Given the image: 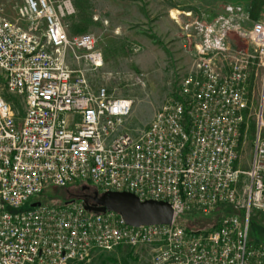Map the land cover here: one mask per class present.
<instances>
[{"label": "built area", "instance_id": "1", "mask_svg": "<svg viewBox=\"0 0 264 264\" xmlns=\"http://www.w3.org/2000/svg\"><path fill=\"white\" fill-rule=\"evenodd\" d=\"M14 10L11 20L0 2V264H81L122 247L150 249L151 264H264V243L247 237L251 218L264 223V16L251 21L227 7L212 21L183 23L191 67L148 126L135 130L131 99L90 86L103 55L94 35H68L70 0H22ZM254 68L261 95L241 169ZM82 183L166 202L173 221L133 228L118 214L87 212L83 202L39 201L52 187ZM219 207L234 213L214 229L177 223Z\"/></svg>", "mask_w": 264, "mask_h": 264}, {"label": "rangeland", "instance_id": "2", "mask_svg": "<svg viewBox=\"0 0 264 264\" xmlns=\"http://www.w3.org/2000/svg\"><path fill=\"white\" fill-rule=\"evenodd\" d=\"M22 0L6 2V15L16 18L14 7ZM4 4V0H0ZM75 14L66 18L69 36L73 32L95 36L103 55L101 69L88 73L93 89L105 87L114 97L133 101L129 118L131 127L141 130L148 126L157 110L175 95L180 77L191 67L193 46L181 32V25L192 19L212 21L225 14L227 7H240L249 20L264 16V0H70ZM190 14L185 17L184 14ZM11 17V18H10ZM75 68V66H73ZM140 78L143 84L140 85ZM261 76L255 68L249 75L247 88L250 106L242 127L241 169H247L255 129L254 112L259 109ZM21 115L23 106L15 99ZM264 120V107H263ZM264 136V132H263ZM91 184L66 188H50L39 198L44 205L58 206L67 202L91 200L96 194ZM26 204L22 210H28ZM234 212L223 207L207 213H186L177 223L190 230L207 231ZM248 240L264 243V223L251 218ZM78 264V263H72ZM81 264H151V250L144 247H123L114 252L93 256Z\"/></svg>", "mask_w": 264, "mask_h": 264}, {"label": "water", "instance_id": "3", "mask_svg": "<svg viewBox=\"0 0 264 264\" xmlns=\"http://www.w3.org/2000/svg\"><path fill=\"white\" fill-rule=\"evenodd\" d=\"M93 204L84 202V209L90 213L111 212L118 214L125 225L133 228L170 225L173 221V211L166 202L145 200L140 201L128 192L96 193L92 198ZM39 204H32L35 207Z\"/></svg>", "mask_w": 264, "mask_h": 264}, {"label": "crops", "instance_id": "4", "mask_svg": "<svg viewBox=\"0 0 264 264\" xmlns=\"http://www.w3.org/2000/svg\"><path fill=\"white\" fill-rule=\"evenodd\" d=\"M5 2H4V5L6 4V2H8L9 0H4ZM5 9H6V5H5ZM7 10V9H6ZM7 13V12H6ZM11 18V17H10ZM64 25L66 26V23H64ZM69 35V34H68ZM70 35H73V36H75V35H80V34H78V33H76V32H73L72 34H70ZM233 44L234 45H236L237 44V41H233ZM103 64H104V61H103ZM123 248V247H122Z\"/></svg>", "mask_w": 264, "mask_h": 264}, {"label": "trees", "instance_id": "5", "mask_svg": "<svg viewBox=\"0 0 264 264\" xmlns=\"http://www.w3.org/2000/svg\"><path fill=\"white\" fill-rule=\"evenodd\" d=\"M85 203H86V201H84ZM91 205V204H90ZM223 209H225V211H230L231 212V210L229 209V208H227V207H223ZM185 229H187V230H190V229H188L187 227H185Z\"/></svg>", "mask_w": 264, "mask_h": 264}, {"label": "flooded vegetation", "instance_id": "6", "mask_svg": "<svg viewBox=\"0 0 264 264\" xmlns=\"http://www.w3.org/2000/svg\"><path fill=\"white\" fill-rule=\"evenodd\" d=\"M57 189V188H56ZM84 202V201H83ZM86 203H88V204H93V201H92V199L89 201V200H86Z\"/></svg>", "mask_w": 264, "mask_h": 264}, {"label": "bare ground", "instance_id": "7", "mask_svg": "<svg viewBox=\"0 0 264 264\" xmlns=\"http://www.w3.org/2000/svg\"><path fill=\"white\" fill-rule=\"evenodd\" d=\"M98 193V192H97ZM100 195V193H98ZM68 203V202H67ZM84 203V202H83Z\"/></svg>", "mask_w": 264, "mask_h": 264}]
</instances>
